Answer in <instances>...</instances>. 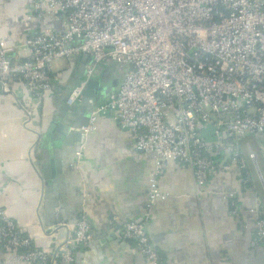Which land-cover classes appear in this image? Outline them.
I'll use <instances>...</instances> for the list:
<instances>
[{
    "label": "crops",
    "instance_id": "0c3cea01",
    "mask_svg": "<svg viewBox=\"0 0 264 264\" xmlns=\"http://www.w3.org/2000/svg\"><path fill=\"white\" fill-rule=\"evenodd\" d=\"M37 2L43 0H0V40L13 59L29 57L26 39L31 35L64 26L59 14L45 13L44 7L39 14L32 7ZM92 63L88 53L53 59L51 87L40 94L18 78L0 86V208L20 232L50 255L48 264H64L60 245L82 216L93 240L78 247L73 264H151L132 240L121 236V226L129 220L145 225L163 264H264V243L252 244L258 216L252 209L264 204V193L248 164L242 169L233 163L227 149L212 152L219 162L203 187L195 183L190 166L166 161L158 186L167 197L150 205L155 156L139 153L111 112L79 142H65L56 130L59 113ZM126 69L109 60L95 65L90 79L101 81L110 73V84L97 91L96 86L87 89L90 79L85 83L83 92L91 91L88 114L118 89ZM82 94L69 106H80ZM209 130H203L208 137ZM262 185L264 189V178ZM0 264L35 263L8 250L0 253Z\"/></svg>",
    "mask_w": 264,
    "mask_h": 264
},
{
    "label": "built area",
    "instance_id": "2783aa9c",
    "mask_svg": "<svg viewBox=\"0 0 264 264\" xmlns=\"http://www.w3.org/2000/svg\"><path fill=\"white\" fill-rule=\"evenodd\" d=\"M32 7L61 15L64 26H48L28 37L30 55L21 60L13 59L0 40V86L18 78L40 94L51 87L53 59L88 53L93 63L85 80L69 92L71 105L96 64L126 65L118 89L75 129L88 134L111 112L139 153L154 154L150 205L167 197L158 186L166 161L190 166L195 183L203 187L219 162L215 149H227L229 159L245 169L239 139L254 133L264 144V0H43ZM247 148L263 182L257 154ZM252 210L258 214L252 239L257 245L264 243V204ZM120 233L151 264H163L142 222L126 221ZM92 240L91 225L82 216L60 245L61 261L73 264L78 247ZM8 250L35 264L51 260L0 208V253Z\"/></svg>",
    "mask_w": 264,
    "mask_h": 264
},
{
    "label": "water",
    "instance_id": "95a60500",
    "mask_svg": "<svg viewBox=\"0 0 264 264\" xmlns=\"http://www.w3.org/2000/svg\"><path fill=\"white\" fill-rule=\"evenodd\" d=\"M109 74H106V76L103 77L101 81L94 80L91 78L87 82V89L89 88L92 89L96 86L97 87L96 90L101 91L107 88L110 84V80L108 79ZM88 94L91 95L90 90H85L83 92L82 97H81L80 106H77L75 108L70 107L68 104H64L62 106V109L59 113V118H58L59 121L56 125V130L59 131V133L65 135L66 137L65 142H69L71 140H74L73 142H77V141L79 142L81 139L82 133L75 128L85 123L87 120V117H88L87 108H88V105H90L89 104L90 102L87 101ZM100 102L101 101L97 102V104H99Z\"/></svg>",
    "mask_w": 264,
    "mask_h": 264
},
{
    "label": "rangeland",
    "instance_id": "374dc122",
    "mask_svg": "<svg viewBox=\"0 0 264 264\" xmlns=\"http://www.w3.org/2000/svg\"><path fill=\"white\" fill-rule=\"evenodd\" d=\"M262 143L263 142H261L260 135L254 133H247L245 134V136L239 139V144L242 147L243 153L247 159V164L252 172L254 183L259 189H261L262 193H264L263 185L258 175V171L254 163L247 157V144H249L252 150L257 154V164L264 178V144Z\"/></svg>",
    "mask_w": 264,
    "mask_h": 264
}]
</instances>
